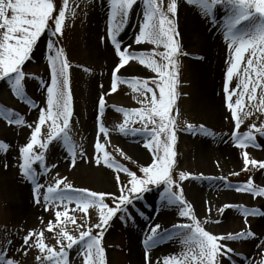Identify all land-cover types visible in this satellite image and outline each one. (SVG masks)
<instances>
[{"label": "rangeland", "instance_id": "obj_1", "mask_svg": "<svg viewBox=\"0 0 264 264\" xmlns=\"http://www.w3.org/2000/svg\"><path fill=\"white\" fill-rule=\"evenodd\" d=\"M52 2L53 16H56L64 6V0H52ZM170 2L171 0H162L165 11ZM175 2L177 14L175 17L169 14V17L176 21L180 33L177 39L182 51L187 55L181 54L177 57L179 64L175 69H166L175 71L178 77L176 107L172 112L176 121L177 136L174 145L175 165L172 172L174 185L179 184L183 189L184 198L192 205L197 221L210 234L236 235L242 231L253 233L252 238L221 241L227 248L233 250L228 256L220 257L221 264H260L261 260H264V215L244 217L242 211L238 209L250 208L264 213V197H253L249 193L237 192L235 188L250 179L254 187L264 188V169L249 166L245 171L243 164L244 152H247L251 159L264 162V138L257 135L259 147L238 148L239 153L231 164H226L217 157L218 155L211 156L207 162H202L199 160L198 151L200 144L208 145L212 150H215L216 146L225 147L223 144L227 143L233 145L231 140L233 131L243 134L249 131L253 124L257 127L264 124V112L257 111L256 108L260 99L264 97V90L257 88L255 101L249 102L245 95V111L250 115L241 114L242 122L237 129L235 122L231 120L230 112L225 108L224 96L222 105L219 100V91H222L226 70L229 67L228 61L234 57V52L230 51L229 42L224 39L219 27L212 25L203 17L202 10L197 4H189L187 0H175ZM65 11L66 19L62 36L50 35L51 31H54V23L49 21L48 28L30 54V59L22 66V71L25 73L22 81L24 96L18 97L9 82L0 80V145L6 146L0 147V251L15 264H55V258L51 261L46 260L45 257L49 253L42 252L37 246V237L40 233H43L41 239L46 248H52L59 253L62 244L67 243L61 236L62 230L75 238L88 228H92L93 235L99 231L93 228V225L99 222L98 209L90 208L87 214L79 209L72 212L71 210L77 206L75 203H70L68 214L75 217V223L63 218L57 222L55 213L64 211L63 204L59 201L55 204L46 203L43 200L47 188L54 187L57 180H64V183L71 185L72 189L119 194L120 184L117 183L116 177H120L121 183H126L129 178L123 172H117L103 163L102 154L96 153L95 150V143L98 140L104 144L105 151L115 163L128 168L138 176L143 175L140 171L141 167L149 166L153 162V152L145 147L151 137L143 131L144 122L138 117H129L127 134L120 131V125L125 123L123 112H135L145 105L150 106L152 94L147 93L145 100V97L134 91L128 83H119L115 92L107 94L111 91L112 72L119 59L107 39V0H68ZM225 15L222 8L216 9L219 21H223ZM142 20V7L138 0L130 13L127 26L119 37L122 41V50L124 46L131 45L128 51L137 55H149L153 51L164 52L162 46L156 48L148 43L140 45L134 43ZM2 34L3 30L0 29V38ZM102 37L105 38L103 42ZM50 39L55 42L57 48L64 50L72 65L69 69V78L73 115L66 131L70 144L75 148L76 156L73 166V157L62 139L53 140L47 149H41L39 144L34 146L33 153L43 154L45 158L43 165L38 161L33 163V169L37 173L35 183L43 186L40 189V203H36L35 183L22 174L23 160L20 149L30 142L39 112L47 107L46 88L50 84L48 63L50 53L47 44ZM249 56V52L244 54L245 58L241 62L239 71L229 84L230 89L243 91L238 85L242 79H246L244 69ZM154 59L159 64H167V61L159 55ZM212 61H216L218 67L215 85L217 87L209 90L207 81L212 78L209 77L208 66ZM117 75L121 80L148 81L149 87L153 88L157 96L159 94L158 88L152 83L153 80H159V77L149 68L141 65L139 60H130ZM250 75L255 79L254 74ZM101 96H104L105 100L102 114L99 112ZM209 97L216 102L219 100L216 111H225L224 120L215 123L208 120L204 111H211ZM236 98L233 96V101ZM142 100L144 103L140 102ZM7 116H11L12 120H22L24 123L10 124ZM100 124L108 130L106 139L102 133H98ZM188 124L193 125L195 130L189 132ZM50 125L51 122L46 121L41 126L38 138L40 143L48 141ZM201 125L209 135L199 131ZM151 128L152 125H148L149 131ZM132 129H137V132L133 134ZM161 140H164L163 134ZM132 147L139 149L144 158L142 161ZM81 152L83 156L80 155ZM97 155H100V164L96 163ZM181 173L191 174V178L180 181ZM150 187L153 190L159 186ZM63 189L64 185L61 184L60 190ZM151 190L143 194V199L136 200L129 206L128 211L134 217L133 220L122 219L118 213L117 217L109 222L102 241L106 264H135L133 256L137 248L143 246L146 221L156 212L158 213L156 220L166 221L159 229L162 233L173 229L174 225L191 223L186 218L180 217L175 205L162 207L163 185L156 192ZM173 191L177 189L174 187ZM70 194L75 195V193ZM105 203L114 206L111 199H106ZM226 204L231 207L221 212L220 209ZM31 209L32 211L28 212ZM49 221L53 225L51 232L48 231ZM30 233L33 235L29 243L25 244L24 238ZM164 244L167 246L163 249L158 248ZM80 250L79 244L67 250L69 264H84L83 255H78ZM151 251L150 257L155 264H162L163 258L168 255L185 261V264H198L199 248L194 242L185 244L182 237L161 240ZM193 255L197 256L196 261L191 259Z\"/></svg>", "mask_w": 264, "mask_h": 264}, {"label": "snow or ice", "instance_id": "obj_2", "mask_svg": "<svg viewBox=\"0 0 264 264\" xmlns=\"http://www.w3.org/2000/svg\"><path fill=\"white\" fill-rule=\"evenodd\" d=\"M189 4H197L202 10V15L206 20L214 26H218L223 33L224 39L229 42L230 51L234 52V57L228 61L229 67L226 70L225 80L223 83V96L225 108L231 114V120L235 122V127L238 129L242 122L241 114L244 116L250 115L245 111L244 103L245 95L248 101L257 99V88L264 90V0H187ZM138 0H107L108 5V21H107V39L114 47L118 55V64L112 72L111 92L117 90L119 83H128L134 91H138L141 96L147 100V93H151L150 106L145 105L142 109L135 112H123L125 123L120 125V131L127 134L126 128L129 117H138L144 122L143 131L147 133L151 139L146 148L153 152V162L149 166L141 167L142 176L130 171L128 168L115 163L105 151V146L99 140L95 143L96 153L102 154L103 163L108 167L114 168L117 172H123L129 179L126 183L120 182V177L117 176V183L120 184L119 194L97 193L87 191L85 189H72L71 185L65 184L64 180H57L55 186L48 187L43 195V200L46 203H56L59 201L63 204L64 211H57L55 219L60 222L63 218L66 221L75 223V217L69 216L68 204L75 203L77 209L87 214L90 208L99 210V222L93 225V228L98 229L95 235L92 234V228L81 231L78 238L69 235L66 231H61V236L67 241L62 244L59 253L52 248H46L41 237H37V246L44 252L49 253L45 257L46 260H53L55 264H69L68 251L75 245H80L81 250L78 255H83L84 264H106V253L103 248L102 241L109 222L120 214V218L133 220L134 217L129 214V206L133 205L134 201L143 199V194L151 190L150 186H164L161 193L162 207L175 205L179 210V215L186 218L191 223H181L173 226L171 230L160 232L161 225L159 223L154 226H149V231L145 233L143 247L145 252V260L147 264H155L150 257L151 250L156 247L161 240L173 239L182 237L185 244L195 243L199 248V259L193 255L192 260L198 259V264H221L220 257L228 256L233 250L227 248L221 241H239L245 238H252L253 233L250 231H242L236 235H220L210 234L200 226L196 216L193 213V208L190 203L184 198L183 189L179 184L174 185L173 169L175 165L174 145L177 140L176 136V121L172 115L173 109L176 107L178 77L175 71H167L166 69H175L179 61L177 57L181 54L187 55L182 51L180 42L177 37L180 35L176 21L169 17H175L177 14V4L175 0L167 5L166 11L162 7V0H139L142 7L143 20L139 27V32L135 35L134 43L137 45L148 43L156 48L162 46L165 51L162 53L153 51L149 55L130 52L128 49L131 45L124 46L122 50V41L119 39L120 34L124 31L128 24L129 16L137 5ZM68 0H64V6L58 12V15L53 16L54 3L52 0H0V29L3 30L2 38H0V80L9 82L14 93L18 97L24 96L22 81L25 78V73L22 71L24 63L30 59V54L33 52L37 43L48 28V22L54 23V31L50 35L62 36L63 25L66 19V8ZM222 8L226 15L223 21H219L216 16V9ZM104 37L101 38L102 42ZM14 43H10L13 42ZM50 55L48 63L50 68V84L46 88V109L42 108L39 112L38 122L31 133L30 142L20 149V156L23 160L21 164L22 174L35 183L37 173L33 169V163L39 162L44 164V155H36L33 153L35 145L39 144L41 149H47L49 143L53 140H63L68 151L73 157V166H75V148L70 144L67 129L69 127L72 112V95L70 91L69 69L72 67L66 54L62 48H57L55 42L51 39L47 44ZM250 53L247 59V66L244 69V76L238 87H242L243 91L237 92L235 89H230L229 84L239 71L241 62L244 60V54ZM159 55L167 64H159L154 59ZM202 59L203 57H199ZM130 60H139V63L152 72L156 73L159 80H153L156 88L159 90L157 96L152 87H149L148 81L141 80H121L117 75L121 69H124ZM84 71H88L84 69ZM250 74L255 75V79L251 78ZM233 96L237 98L233 101ZM144 103V101H140ZM105 108L104 96L99 100V112L102 114ZM257 111L264 112V97L260 99L259 105L256 106ZM118 111H123L118 109ZM10 124H23L22 120H12L11 116L6 117ZM46 121H50V131L48 141L40 143L38 138L41 133V126ZM148 125H152L149 131ZM189 132L194 131V126L187 125ZM133 134L137 129L131 130ZM200 132L209 135L203 125L200 126ZM108 130L100 124L98 133H102L104 138H107ZM161 134L164 135V140H161ZM257 135L264 138V124L257 127L253 124L249 131L238 134L233 131L231 140L234 146L242 149L248 147H259L257 143ZM0 147H6L0 145ZM83 156V152L80 153ZM123 156V152H121ZM127 159V157H125ZM96 163H101L100 155L96 157ZM244 170L247 171L249 166L264 169V162H258L251 159L247 152L243 153ZM238 174V173H236ZM191 174H180V181L188 180ZM224 179V178H221ZM61 184L64 189L60 190ZM231 187V185H226ZM42 185L35 183L34 199L36 203H40V189ZM177 191H173V188ZM237 192L249 193L253 197H264V188L253 186L251 179L243 185H237ZM70 193H75L72 195ZM106 199H111L114 206H109L105 203ZM67 203H64V202ZM231 205H225L220 209L224 212ZM47 210V209H46ZM244 217H255L264 215L256 209L244 208L242 210ZM218 223V221H217ZM79 227V226H78ZM53 229L52 222L49 221L48 231ZM33 234L24 238V243L28 244L29 239ZM0 264H15L11 259L6 258V254L0 251ZM162 264H185V261L178 260L173 255H168L163 258ZM260 264H264L261 260Z\"/></svg>", "mask_w": 264, "mask_h": 264}, {"label": "bare ground", "instance_id": "obj_3", "mask_svg": "<svg viewBox=\"0 0 264 264\" xmlns=\"http://www.w3.org/2000/svg\"><path fill=\"white\" fill-rule=\"evenodd\" d=\"M215 46V45H214ZM214 46L212 47V50L214 48ZM216 61H212V64L208 66V74H210V78H212V80H209L207 81V85L209 87V90L211 88H215L217 86L216 85V77H217V64H215ZM204 72L206 74L207 72V66H206V69H204ZM220 93V101H221V105H222V99H223V92L222 91H219ZM215 95V94H214ZM216 96L218 97V93L216 91ZM209 100H210V104H211V111H204L208 120H211L213 123H215L216 121L217 122H220L222 120H224L226 118V113L225 111H216V108H217V103L218 101H214L213 99H211L209 97ZM212 106L214 108H212ZM231 143H227V144H223V146L225 147H217L216 146V149L215 150H212L211 148H209L208 145H205V144H200V147H199V151H198V155H199V160L202 161V162H207L208 160L211 159V156H217L219 158H221L226 164H231V162L234 160L235 156L238 155L239 153V149L238 147L234 146V144L230 145ZM233 148V149H232ZM132 150L134 152H136L141 161L144 159L141 152L139 151V149L137 147H132ZM31 210H28V212H31ZM157 212L154 213V215L150 216L148 218V221H147V225H145L144 227V233H147L149 231V226H154L155 224L159 223L160 225L163 224V223H166L165 219L163 220H156L155 217L157 216ZM162 218H165V217H162ZM143 245V244H142ZM167 244H164L162 245L161 247H158L159 249H163L164 247H166ZM142 247V248H141ZM141 247H138L137 250L135 251L134 253V261H135V264H147L146 260H145V252H144V247L141 246ZM152 254V251L150 252V256Z\"/></svg>", "mask_w": 264, "mask_h": 264}, {"label": "water", "instance_id": "obj_4", "mask_svg": "<svg viewBox=\"0 0 264 264\" xmlns=\"http://www.w3.org/2000/svg\"><path fill=\"white\" fill-rule=\"evenodd\" d=\"M158 190H159V188L155 189V192L158 191Z\"/></svg>", "mask_w": 264, "mask_h": 264}]
</instances>
